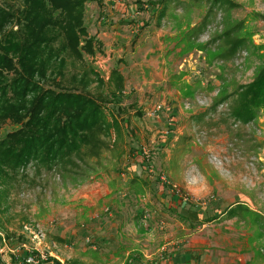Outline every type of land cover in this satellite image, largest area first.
<instances>
[{
  "label": "rangeland",
  "instance_id": "374dc122",
  "mask_svg": "<svg viewBox=\"0 0 264 264\" xmlns=\"http://www.w3.org/2000/svg\"><path fill=\"white\" fill-rule=\"evenodd\" d=\"M239 21L252 46L221 56ZM83 24L92 52L62 53L43 81L101 102L105 146L78 174L30 163L0 186V264H264V113L235 122L218 100L264 64V0H90ZM237 202L255 223L222 214Z\"/></svg>",
  "mask_w": 264,
  "mask_h": 264
},
{
  "label": "trees",
  "instance_id": "16d2710c",
  "mask_svg": "<svg viewBox=\"0 0 264 264\" xmlns=\"http://www.w3.org/2000/svg\"><path fill=\"white\" fill-rule=\"evenodd\" d=\"M15 1L18 6L0 2V127L7 121L17 126L0 136V186L30 163L42 171L78 174L84 157L98 155L105 146L101 136L109 127L101 102L93 96L78 88L66 89L43 81L47 70L50 76L56 67L53 60L62 65V53L70 52L81 60L82 50L92 52L91 38L86 37L83 24L84 4L90 0ZM161 4L156 8L160 17L165 8ZM242 24L239 21L225 29L222 37L226 48L218 54L230 56L239 46H252L247 33H242ZM190 30L182 32L180 40L190 44L195 36ZM81 36L84 40L79 46ZM112 73L120 74L116 68ZM86 74L84 71L82 76ZM80 81L83 84L82 77ZM227 99L228 115L235 122L248 124L259 112L264 113V64L251 82L238 85L218 100ZM140 180L137 176L130 180L129 187L135 193ZM240 212L251 216L253 223L258 219L238 202L222 214L234 216ZM261 231L264 234L263 225Z\"/></svg>",
  "mask_w": 264,
  "mask_h": 264
},
{
  "label": "crops",
  "instance_id": "0c3cea01",
  "mask_svg": "<svg viewBox=\"0 0 264 264\" xmlns=\"http://www.w3.org/2000/svg\"><path fill=\"white\" fill-rule=\"evenodd\" d=\"M131 57H133L134 55H135V51L133 52V53H131ZM150 66H151V68H154V64H155V60H151L150 61ZM137 175V174H136ZM135 175V176H136ZM121 176L123 177L124 176V174H121ZM135 176H131V179H133ZM138 176V175H137ZM132 191V190H131ZM134 192V191H133ZM135 193V192H134ZM123 195H125V193H123ZM173 202V199L171 198V200H170V202ZM173 206H175V204L173 203V204H171V203H169V208L170 209H173ZM147 217H149V214H147L146 212H144V214H143V219H147ZM165 256V255H164ZM164 256H161V258H166L165 260H163V261H161V262H157L158 264H174V263H181V264H183L182 263V260H180V258H175V257H164ZM185 260V259H184ZM183 260V261H184ZM187 261H188V259H187ZM187 261H185V264L187 263Z\"/></svg>",
  "mask_w": 264,
  "mask_h": 264
},
{
  "label": "built area",
  "instance_id": "2783aa9c",
  "mask_svg": "<svg viewBox=\"0 0 264 264\" xmlns=\"http://www.w3.org/2000/svg\"><path fill=\"white\" fill-rule=\"evenodd\" d=\"M156 110L158 109V107L156 106L155 107ZM154 108V109H155ZM185 199V198H184ZM37 256H41L43 257V255H37V254H34V253H27L25 256H24V259H23V264H31V263H35L36 260H37Z\"/></svg>",
  "mask_w": 264,
  "mask_h": 264
}]
</instances>
